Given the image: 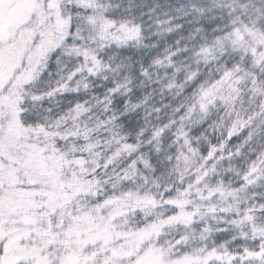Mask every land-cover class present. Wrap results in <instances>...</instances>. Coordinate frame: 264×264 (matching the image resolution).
Instances as JSON below:
<instances>
[{
	"label": "snow or ice",
	"instance_id": "6c2138e0",
	"mask_svg": "<svg viewBox=\"0 0 264 264\" xmlns=\"http://www.w3.org/2000/svg\"><path fill=\"white\" fill-rule=\"evenodd\" d=\"M0 264H264V0H0Z\"/></svg>",
	"mask_w": 264,
	"mask_h": 264
}]
</instances>
